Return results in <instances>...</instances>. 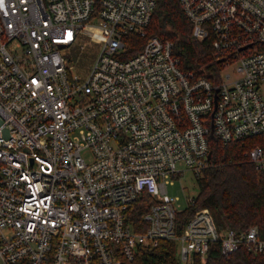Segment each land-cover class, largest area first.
Returning <instances> with one entry per match:
<instances>
[{
	"label": "built area",
	"instance_id": "obj_1",
	"mask_svg": "<svg viewBox=\"0 0 264 264\" xmlns=\"http://www.w3.org/2000/svg\"><path fill=\"white\" fill-rule=\"evenodd\" d=\"M179 3L193 37L213 39L217 82L148 34L156 0L0 2V264H130L162 241L181 264L217 242L264 254L258 227L219 229L207 208L179 232L167 193L185 170L202 176L212 138L261 137L246 155L264 174V0ZM85 32L103 46L80 84L68 55ZM132 35L145 44L127 57Z\"/></svg>",
	"mask_w": 264,
	"mask_h": 264
},
{
	"label": "trees",
	"instance_id": "obj_2",
	"mask_svg": "<svg viewBox=\"0 0 264 264\" xmlns=\"http://www.w3.org/2000/svg\"><path fill=\"white\" fill-rule=\"evenodd\" d=\"M148 34L173 42L174 53L183 70L217 82L221 64L213 57V39L198 41L193 37L192 26L179 0H156ZM130 43L127 57L140 51L145 39L132 35ZM262 141L261 137H250L243 142L223 144L216 138L211 139L209 166L202 176L196 177L199 193L194 203L177 216L179 232L196 211L207 208L219 229L228 226L233 230H243L256 226L264 236V174L246 155ZM145 207L146 204L140 200L130 211V220L141 229L146 227L142 220ZM176 248L173 241H162L154 248L138 246L130 264H181ZM194 264H264V254H254L242 246L226 256L217 242L211 245L204 263L196 258Z\"/></svg>",
	"mask_w": 264,
	"mask_h": 264
},
{
	"label": "rangeland",
	"instance_id": "obj_3",
	"mask_svg": "<svg viewBox=\"0 0 264 264\" xmlns=\"http://www.w3.org/2000/svg\"><path fill=\"white\" fill-rule=\"evenodd\" d=\"M102 42L91 33H82L78 36L76 44L70 49L68 60L71 66L70 73L78 79V83L86 82L92 67L94 66L102 49ZM234 74V70L225 71ZM90 161L89 154L84 155ZM180 168H184L180 166ZM167 193L170 197H177L176 206L179 210L188 207V198L196 197L199 193V185L196 176L190 170H185L184 174L173 180V184L168 185Z\"/></svg>",
	"mask_w": 264,
	"mask_h": 264
},
{
	"label": "water",
	"instance_id": "obj_4",
	"mask_svg": "<svg viewBox=\"0 0 264 264\" xmlns=\"http://www.w3.org/2000/svg\"><path fill=\"white\" fill-rule=\"evenodd\" d=\"M221 61H223V60H221ZM211 156V154L209 155V157Z\"/></svg>",
	"mask_w": 264,
	"mask_h": 264
},
{
	"label": "snow or ice",
	"instance_id": "obj_5",
	"mask_svg": "<svg viewBox=\"0 0 264 264\" xmlns=\"http://www.w3.org/2000/svg\"><path fill=\"white\" fill-rule=\"evenodd\" d=\"M0 2H2V0H0Z\"/></svg>",
	"mask_w": 264,
	"mask_h": 264
}]
</instances>
